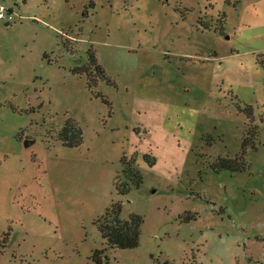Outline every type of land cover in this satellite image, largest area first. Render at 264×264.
Returning <instances> with one entry per match:
<instances>
[{
  "label": "rangeland",
  "instance_id": "1",
  "mask_svg": "<svg viewBox=\"0 0 264 264\" xmlns=\"http://www.w3.org/2000/svg\"><path fill=\"white\" fill-rule=\"evenodd\" d=\"M0 6V264H264V0ZM114 202L136 247L98 230Z\"/></svg>",
  "mask_w": 264,
  "mask_h": 264
},
{
  "label": "trees",
  "instance_id": "2",
  "mask_svg": "<svg viewBox=\"0 0 264 264\" xmlns=\"http://www.w3.org/2000/svg\"><path fill=\"white\" fill-rule=\"evenodd\" d=\"M89 63L87 65L88 85L95 84L98 79L109 81L104 73L103 68L97 63L94 54H89ZM91 67L94 69L91 70ZM250 117L251 113H247ZM251 135V134H250ZM58 139L63 145L68 147H75L82 142V130L80 126L73 119L68 118L63 127L58 131ZM250 140L249 137L243 141V148ZM125 165V162H124ZM246 162L243 158V153L229 158L219 157L215 161L214 168L216 170L225 169L232 172L243 171L246 168ZM127 168L124 173L127 174V179L134 185H139L141 182V174L137 170L128 171ZM120 194H125L129 186L116 185ZM121 211V204L119 202L112 203L105 211V213L98 219V230L107 245L111 248H133L139 243L140 226L143 222L140 215L131 214L128 219L123 220L119 218ZM2 237V238H1ZM0 237V250L7 244V235L3 234ZM104 250H96L94 252V259L100 262V255Z\"/></svg>",
  "mask_w": 264,
  "mask_h": 264
},
{
  "label": "built area",
  "instance_id": "3",
  "mask_svg": "<svg viewBox=\"0 0 264 264\" xmlns=\"http://www.w3.org/2000/svg\"><path fill=\"white\" fill-rule=\"evenodd\" d=\"M5 8L3 6H0V19H3L5 17Z\"/></svg>",
  "mask_w": 264,
  "mask_h": 264
},
{
  "label": "water",
  "instance_id": "4",
  "mask_svg": "<svg viewBox=\"0 0 264 264\" xmlns=\"http://www.w3.org/2000/svg\"><path fill=\"white\" fill-rule=\"evenodd\" d=\"M26 143H27V141H26Z\"/></svg>",
  "mask_w": 264,
  "mask_h": 264
}]
</instances>
